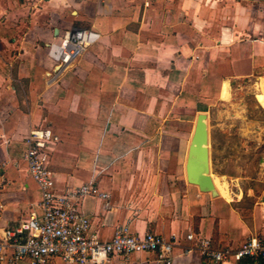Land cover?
I'll return each instance as SVG.
<instances>
[{"label": "crops", "instance_id": "crops-1", "mask_svg": "<svg viewBox=\"0 0 264 264\" xmlns=\"http://www.w3.org/2000/svg\"><path fill=\"white\" fill-rule=\"evenodd\" d=\"M73 29L88 30L91 44L60 68L57 45ZM262 79L264 0H0L1 243L6 230L42 215L23 160L34 128L58 138L49 157L55 192L96 190L78 208L100 241L118 228L153 233L176 240L171 264H215L182 254L185 236L214 249L264 237L263 188L244 183L242 195L227 189L225 197L186 176L198 116L207 131L211 108L229 104L233 83L252 85L261 108ZM11 253L4 247L0 264ZM108 264L162 263L138 253Z\"/></svg>", "mask_w": 264, "mask_h": 264}, {"label": "built area", "instance_id": "built-area-1", "mask_svg": "<svg viewBox=\"0 0 264 264\" xmlns=\"http://www.w3.org/2000/svg\"><path fill=\"white\" fill-rule=\"evenodd\" d=\"M90 44L88 30L66 32L57 45L59 67L64 68L77 60ZM57 142V136L42 128L30 130L25 137L23 160L28 174L40 189L42 215L39 219L31 216L18 228L4 232L6 243L0 241V253L4 247L12 248L8 264L24 259L28 264H108L113 255L128 258L138 253H152L158 263L171 264L177 247L175 239L165 241L153 233L139 236L126 228H118L108 241L99 240L91 231L89 218L78 208L83 198L95 194L93 186L88 184L64 193L55 192L49 157ZM185 239L190 245L181 250L184 255L196 251L204 260L215 264L241 260L264 264V237L261 236L249 237L234 249H214L208 239L193 234L186 235Z\"/></svg>", "mask_w": 264, "mask_h": 264}, {"label": "rangeland", "instance_id": "rangeland-1", "mask_svg": "<svg viewBox=\"0 0 264 264\" xmlns=\"http://www.w3.org/2000/svg\"><path fill=\"white\" fill-rule=\"evenodd\" d=\"M230 91L229 104L211 108L207 131L210 174L224 181L233 196L242 195L244 183L264 189L256 181L264 175V111L252 85L233 83Z\"/></svg>", "mask_w": 264, "mask_h": 264}, {"label": "bare ground", "instance_id": "bare-ground-1", "mask_svg": "<svg viewBox=\"0 0 264 264\" xmlns=\"http://www.w3.org/2000/svg\"><path fill=\"white\" fill-rule=\"evenodd\" d=\"M258 85V84H257ZM227 87L224 86L222 98H228ZM257 101L264 110V79L260 80L259 90L255 93ZM198 129L194 133V139L191 142V147L188 156L186 167V176L190 183L198 185L200 190L208 191L213 195L221 194L225 197L228 195L226 183L220 179L213 177L210 174L207 160V135L205 120L203 117L198 119ZM223 179V178H222ZM224 180V179H223Z\"/></svg>", "mask_w": 264, "mask_h": 264}, {"label": "water", "instance_id": "water-1", "mask_svg": "<svg viewBox=\"0 0 264 264\" xmlns=\"http://www.w3.org/2000/svg\"><path fill=\"white\" fill-rule=\"evenodd\" d=\"M200 117H203V119L205 120V116L204 115H199L198 116V119L200 118ZM198 119H197V123H196V127H195V134H196V132H197V130L196 129H198ZM205 127H206V125H205ZM206 135H207V131H206ZM193 139H194V136H193ZM207 160H208V156H207Z\"/></svg>", "mask_w": 264, "mask_h": 264}]
</instances>
